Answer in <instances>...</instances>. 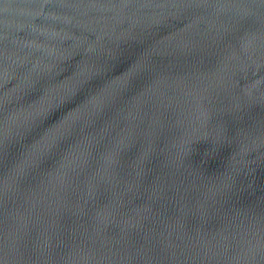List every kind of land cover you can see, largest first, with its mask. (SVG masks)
<instances>
[{
  "label": "water",
  "instance_id": "1",
  "mask_svg": "<svg viewBox=\"0 0 264 264\" xmlns=\"http://www.w3.org/2000/svg\"><path fill=\"white\" fill-rule=\"evenodd\" d=\"M0 264H264V0H0Z\"/></svg>",
  "mask_w": 264,
  "mask_h": 264
}]
</instances>
